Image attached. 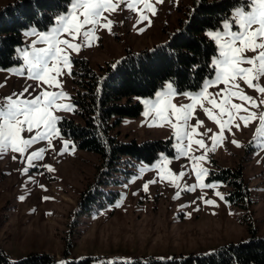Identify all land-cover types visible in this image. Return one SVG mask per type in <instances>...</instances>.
<instances>
[{
  "label": "rangeland",
  "instance_id": "374dc122",
  "mask_svg": "<svg viewBox=\"0 0 264 264\" xmlns=\"http://www.w3.org/2000/svg\"><path fill=\"white\" fill-rule=\"evenodd\" d=\"M16 1L0 0V9ZM196 1L164 0L162 4H155L152 0L157 9L155 15L144 10L143 4L138 5V9L144 10L150 17V22H138L139 11H130L123 4L120 5L122 11L105 13L108 19L114 21L111 32L101 27L92 46L82 48L79 53L68 50L71 75L67 74L69 69H63L64 74L57 77L60 87H49L39 82L40 87L34 92L33 87L38 82L29 79L27 66L18 51L16 56L21 63L0 69V102L9 96L13 99H32L41 91H63L70 99L64 98L57 103L75 108V111L54 110L53 114L61 119L57 122L59 134L53 136L51 144L38 141L23 155L9 150L0 156V248L13 262L30 254L42 253L54 256L57 264L88 258L92 259L91 264H114L137 258L171 260L190 255L207 256L223 246L246 242L251 236V228L264 238V147L254 141L258 123L244 127L237 120L240 128L233 126L231 132L225 129V139L217 145L215 152H209L206 161L199 162L209 170V175L202 178V182L213 183L216 188L197 187L195 191L185 190L201 183L196 176L198 166L194 167L195 161L189 157L204 154V149L192 143L188 156H178L174 147L178 141L173 137V129L166 123L149 126L153 117L143 115L145 106L142 103L140 115L123 118L112 135L123 143L170 142L173 155L161 152L151 164L131 160L120 165L119 171L104 174L106 169L101 157L78 149L59 128V122L64 118L80 120L73 102L77 90L73 75L75 60L85 59L99 71L107 64L116 65L128 51L140 53L164 45L170 35L180 29L181 22L187 19ZM54 26L55 21L47 30L40 31L35 27L25 30L23 45L18 49L31 53L33 45L36 48L47 47L39 42L38 35H25V32L33 28L37 32H47ZM217 30L223 31V23L212 31ZM233 30H236L235 24ZM61 38L69 37L63 34ZM74 42L80 43V38ZM21 68L23 75L10 71ZM214 75L207 79L214 78ZM261 83L264 84V79ZM223 87V84L210 87L208 92L216 93ZM241 88L247 95L258 97L255 90L247 88L242 82ZM154 97L155 94L148 98ZM142 99L135 98L134 101L141 102ZM172 102L179 106L192 101L178 95ZM204 103L205 107H211ZM233 103L241 101L233 99ZM260 110H264V106ZM215 111L218 113L219 109ZM197 120L203 121L197 129L198 133L211 129L208 133L211 136L220 131L219 126L199 106L191 123L195 125ZM36 131L21 135L27 139ZM194 139H204L205 144L211 147L212 141L208 137L196 135ZM65 140L68 141L67 150ZM233 140L243 147H237L231 142ZM42 148L45 149L43 158L34 161V167H29L27 156ZM45 165H50L53 170L49 171ZM153 165L157 167L153 168ZM25 167H29L27 173L23 172ZM238 168L242 169L249 191L250 203L244 207L229 199L231 187L227 182L212 177L222 169ZM181 172L185 173L182 177L179 175ZM152 180L157 182L148 183ZM145 184H148L147 191L144 190ZM88 191L92 201L80 207L81 198ZM217 191L224 195V200L215 194ZM22 196L23 200L20 199ZM209 199L215 201V205L205 203Z\"/></svg>",
  "mask_w": 264,
  "mask_h": 264
},
{
  "label": "snow or ice",
  "instance_id": "6c2138e0",
  "mask_svg": "<svg viewBox=\"0 0 264 264\" xmlns=\"http://www.w3.org/2000/svg\"><path fill=\"white\" fill-rule=\"evenodd\" d=\"M163 2L164 0H155V4ZM122 4L130 11H139L138 22L140 23L150 22V17L144 10L152 15H155L157 11L152 0H69L66 11L55 17V26L50 31L37 32L33 28L25 32V35H38L39 42L47 45L45 48H36L33 45L31 53L17 49L27 66L29 79L38 82L33 87V91L40 87L39 82L49 87H60L57 77L64 74L63 69H69L67 74L71 75V58L68 50L79 53L82 48L92 46L93 41L98 39L96 32L101 27L111 32L114 21L108 19L105 13L122 11L120 7ZM140 4H143L144 10L138 9ZM233 24L236 30H233ZM63 34L69 38L62 39ZM206 34L218 48V55L212 57L210 65L215 71L214 78L205 79L197 92H178L174 86L176 82L172 79L162 87V90L156 91L154 98L141 100L145 106L143 115L153 117L149 126H163L166 123L173 129V137L178 141V144L174 145L178 156H188L192 143L204 149V154L189 157L195 161L194 167L198 166L196 176L201 183L186 187V191H195L197 187L216 188L213 183L202 182V178L209 175V170L199 165V162L206 161L209 152H215L217 145L225 139V129L231 132L233 126L241 127L237 120L242 122L244 127H248L251 123H258L254 141H258L259 145L264 147V110H260L264 106V84L261 83L264 79V0H241L240 5L236 6L232 13V19L223 20V31L209 30ZM78 38L80 43L74 42ZM249 52L254 55H246ZM10 71L23 75L24 70L21 68ZM241 82L247 88L255 90L258 97L247 95L241 88ZM220 84L224 87L219 91L208 92L210 87ZM178 95L192 102L177 106L172 101ZM217 97L220 98L219 102ZM64 98L70 99L63 91H41L32 99H13L9 96L0 102V156L9 150L23 155L38 141H47L51 144L53 136L59 134L57 122L61 119L53 114L54 110L75 111L73 105L57 103ZM233 99H238L241 103H233ZM204 102L211 107H205ZM198 106L219 126L218 133L208 136L211 129H207L204 133L197 132V129L203 125V121L197 120L195 125L191 121ZM216 109H219L218 113ZM34 129L37 130L35 135L27 139L22 137L23 132L33 133ZM196 135L208 137L212 141L211 147L205 144L204 139H194ZM184 141L188 143L185 144ZM231 142L237 147H243L236 140ZM64 145L67 150V140L64 141ZM44 152L45 149L42 148L27 156L28 166L34 167L33 162L42 159ZM13 159L16 157L13 156ZM29 167H25L23 172L27 173ZM44 167L49 171L53 170L50 165ZM155 167L157 165H153V168ZM179 175L182 177L185 173L181 172ZM156 182L152 180L148 183ZM176 187L179 188V184H176ZM144 190H148V184L144 185ZM215 194L221 200L225 199L219 191ZM20 199L23 200L24 197ZM205 203L215 205L216 202L209 199Z\"/></svg>",
  "mask_w": 264,
  "mask_h": 264
},
{
  "label": "trees",
  "instance_id": "16d2710c",
  "mask_svg": "<svg viewBox=\"0 0 264 264\" xmlns=\"http://www.w3.org/2000/svg\"><path fill=\"white\" fill-rule=\"evenodd\" d=\"M69 0H17L0 9V69L21 63L17 49L23 45V32L30 27L47 30L55 17L64 13ZM241 0H197L180 29L171 34L168 42L140 53L128 51L116 65L107 64L99 71L85 59L75 60L73 75L77 85L73 102L80 120L64 118L59 122L61 132L74 145L101 157L104 174L119 171V166L135 160L153 163L159 153L173 155L170 142L148 141L138 144L120 142L112 135L125 117H137L143 107L135 98H148L174 79L178 92L197 91L207 78L214 75L210 67L217 54L214 41L205 32L222 26ZM214 179L231 187L232 203L246 206L249 191L244 183L242 169H222ZM92 201L91 192H85L80 207ZM246 242L223 246L207 256L190 255L171 260L137 258L114 264H264V238L256 229H250ZM68 256V252H66ZM92 259L68 261L66 264H91ZM0 264H57L54 256L30 254L13 262L0 248Z\"/></svg>",
  "mask_w": 264,
  "mask_h": 264
}]
</instances>
